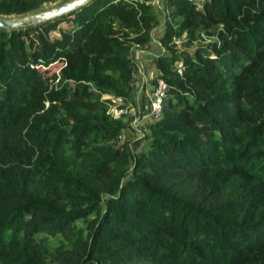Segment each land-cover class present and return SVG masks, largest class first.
<instances>
[{
  "label": "trees",
  "instance_id": "trees-1",
  "mask_svg": "<svg viewBox=\"0 0 264 264\" xmlns=\"http://www.w3.org/2000/svg\"><path fill=\"white\" fill-rule=\"evenodd\" d=\"M54 1L0 0V15ZM163 3L168 88L133 156L100 95L128 102L154 3L0 27V264H264V0Z\"/></svg>",
  "mask_w": 264,
  "mask_h": 264
},
{
  "label": "rangeland",
  "instance_id": "rangeland-1",
  "mask_svg": "<svg viewBox=\"0 0 264 264\" xmlns=\"http://www.w3.org/2000/svg\"><path fill=\"white\" fill-rule=\"evenodd\" d=\"M64 0H56L54 2H48L45 3L41 8H46L48 6H53L56 4L61 3ZM152 3H154L155 11L158 16V24L154 26L151 29V37L147 41L143 42H132L129 46V52L128 56L131 61V86H133V90L130 91L129 95L127 96L129 103L131 106L128 109V112L125 116V121L130 122L133 118L135 121H138L137 118H139L140 122L134 127L131 125L132 130L129 128H124L123 133L121 134V139L124 137H129L132 139L131 144L129 145V150L131 155L133 156V152L139 148L140 144L143 142V136L138 135L136 136V130L137 133H140V131H144L149 124L150 121L144 120V118L141 117V113L147 108L149 104V100L152 96V90L154 88V80L155 75L157 73V68L154 65L153 57L160 54L161 52L165 51V47L162 45L160 41V37L163 34L164 31V20L169 12V9H167L164 6L163 0H147ZM198 5L201 4L203 0H196ZM201 6V5H199ZM38 10V9H37ZM35 25V24H34ZM70 21L68 20H61L60 23H58V26L60 28H66L70 26ZM72 26V25H71ZM7 30H11L8 28H5ZM16 29V28H15ZM51 35H58V30H53L50 33ZM184 34V33H183ZM212 39L211 37H208L206 34L202 31V38L200 39L201 43H207ZM180 41L177 42L179 44ZM218 43V41H217ZM206 53H204V56ZM181 61L177 60L176 64H180ZM52 68L56 69V74L58 71V66L60 64L59 61L55 60L51 63ZM175 65V64H174ZM58 77L56 76L54 78V84H57ZM108 94L105 93L103 95H100L101 98H106ZM57 109V115L58 114H64L63 105H59ZM141 118V119H140ZM141 262L149 263L148 260H142Z\"/></svg>",
  "mask_w": 264,
  "mask_h": 264
},
{
  "label": "built area",
  "instance_id": "built-area-1",
  "mask_svg": "<svg viewBox=\"0 0 264 264\" xmlns=\"http://www.w3.org/2000/svg\"><path fill=\"white\" fill-rule=\"evenodd\" d=\"M177 71L180 74L182 73V69L180 66H178ZM167 88L168 87L166 81L162 78H158L157 84L152 90V96L149 100V104L147 108L141 113V117L144 118V120L152 121L160 117L162 110V101L164 96L166 95ZM106 98H109L107 111L113 117H117L121 114L127 113L129 107L131 106L129 101L127 102V99L122 95L108 94ZM137 119L138 121H135L133 118L131 119L130 122L132 126L135 127L140 122L139 118ZM139 135L143 136V131H140Z\"/></svg>",
  "mask_w": 264,
  "mask_h": 264
},
{
  "label": "water",
  "instance_id": "water-1",
  "mask_svg": "<svg viewBox=\"0 0 264 264\" xmlns=\"http://www.w3.org/2000/svg\"><path fill=\"white\" fill-rule=\"evenodd\" d=\"M90 0H64L59 4L46 8L14 15H0V27L15 29L34 25L66 14Z\"/></svg>",
  "mask_w": 264,
  "mask_h": 264
},
{
  "label": "crops",
  "instance_id": "crops-1",
  "mask_svg": "<svg viewBox=\"0 0 264 264\" xmlns=\"http://www.w3.org/2000/svg\"><path fill=\"white\" fill-rule=\"evenodd\" d=\"M149 121V120H148Z\"/></svg>",
  "mask_w": 264,
  "mask_h": 264
}]
</instances>
